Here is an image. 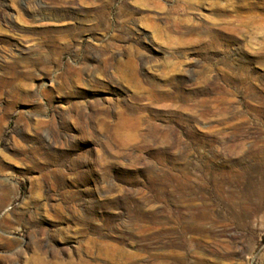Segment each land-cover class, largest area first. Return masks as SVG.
I'll return each instance as SVG.
<instances>
[{
  "label": "rangeland",
  "instance_id": "1",
  "mask_svg": "<svg viewBox=\"0 0 264 264\" xmlns=\"http://www.w3.org/2000/svg\"><path fill=\"white\" fill-rule=\"evenodd\" d=\"M0 264H264V0H0Z\"/></svg>",
  "mask_w": 264,
  "mask_h": 264
}]
</instances>
